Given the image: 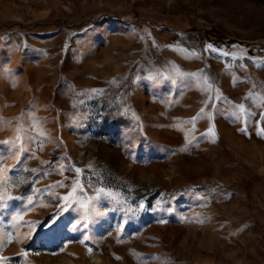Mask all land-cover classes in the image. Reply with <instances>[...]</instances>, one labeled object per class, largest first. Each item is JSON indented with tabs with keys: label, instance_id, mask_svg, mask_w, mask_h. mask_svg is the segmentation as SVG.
<instances>
[{
	"label": "rangeland",
	"instance_id": "374dc122",
	"mask_svg": "<svg viewBox=\"0 0 264 264\" xmlns=\"http://www.w3.org/2000/svg\"><path fill=\"white\" fill-rule=\"evenodd\" d=\"M176 69L202 70L222 99L205 106L208 93ZM249 92L264 95V0H0V142L26 130L19 163V145L0 143L21 198L0 207V264H264V103ZM241 103L255 113L246 132L232 115ZM72 165L83 199L103 186L144 209L102 196L84 227L79 190L60 199Z\"/></svg>",
	"mask_w": 264,
	"mask_h": 264
},
{
	"label": "snow or ice",
	"instance_id": "6c2138e0",
	"mask_svg": "<svg viewBox=\"0 0 264 264\" xmlns=\"http://www.w3.org/2000/svg\"><path fill=\"white\" fill-rule=\"evenodd\" d=\"M147 35L149 36V38H151V34L148 33L147 29L144 30ZM140 39H144V37H140ZM153 45L155 46V41L153 40ZM167 47L170 48H176L177 50L181 51V52H185L187 53L188 57H193V56H197L198 54L196 53V51L193 50H187V49H183V48H179L178 45H167ZM235 47V46H234ZM204 51L208 52L211 51L212 53H220L223 56H231L233 58V60L239 58V59H243V56L246 55V53H244L243 50H241V52L238 54L237 52H224L221 49L216 48L214 45L212 44H206L204 47ZM243 67V65H241ZM226 67H228V65L226 64ZM176 72L178 74V76L182 79L184 78H191L196 82V85L198 87H201L203 91L208 93V99L204 101L205 106H207V104L209 103V101L213 102V108L215 107V101L216 100H220L222 99V94L220 93L219 89H216V97L215 99H213L211 92L213 90V85L210 81V78L207 75H201L202 70H198L197 72H189V73H185L180 71L179 69H176ZM159 75V74H157ZM148 79H153V76L150 74L148 77ZM235 82V81H234ZM112 83H115V80L112 81ZM173 83H175V80H173ZM93 93H102L103 90H98V89H92L91 90ZM247 97H252L253 100L255 102H257L258 104L260 103H264V95H260V94H253L252 92H249L246 94V98ZM235 107V111H233L232 115L234 117H236L237 119H239L241 116L244 117L245 120V127L240 129L241 131H245L246 132V123L247 120L250 116L255 115V113H253L251 111V109H248L245 107V105L243 103L241 104H237L234 106ZM205 112V108L202 107L199 112L197 113V116L192 118L193 125L194 122L197 118L200 117L201 114H203ZM133 116H135V113H133ZM261 117H264V112L261 113ZM209 118L211 119V114L209 113ZM138 119V117H137ZM187 123V121H186ZM179 127V126H177ZM33 132H35L37 137H44L46 138V134L43 132V130H41L39 128V121L36 120L35 118H33ZM207 133H210L213 137L215 136V132H214V128L213 126H210L207 130ZM257 134L258 135H264V129H261L259 127V121H257ZM25 135H26V130L23 126V124H18L16 127V135L13 141H8L5 140L3 142V144H15V145H19L18 150L16 151V160L17 163L20 162V156L21 153L24 152V139H25ZM28 139L31 141L33 138L31 136L28 137ZM185 139H186V145L188 143H191L190 140H188L187 138V134L185 135ZM42 150V148H41ZM182 151L184 150L183 148L181 149ZM34 155V153H33ZM0 160H2V157H0ZM43 163H49L47 161L43 162ZM15 166H9L8 168H3L2 166H0V207H4V204L2 202L6 201V200H12V199H21L20 197H13L11 196V194L9 193L8 189L10 187H14L17 186V183H14L12 181V178L10 176V173L13 171ZM75 172L77 173V178L73 183L72 189L63 197H61V201L62 202H66L68 201L70 198H72L74 196V194L77 192V190H79V192L82 194L81 197H77V203L79 205V207L81 209L84 210V215L81 217V219L83 221H85L84 227H87V220L90 218L91 215L96 214V203H94L93 201H99V199L103 196V197H111L113 199H116L118 203H124L126 205V207L123 209V211H125V213H132L133 215H136V213L140 210H143L145 205H144V201L140 200L139 205L137 208H133L131 205H127V201L126 200H122L120 198V194L118 192H114L112 189L110 188H105L103 186L95 188L94 189V197H88L87 199H83V195H86L84 193V188L83 185L80 183V173L82 172V170L78 167H75L74 165L71 166ZM89 169H91V165L88 166ZM64 167L63 165L60 168V172L62 173L64 171ZM33 173H36V169H32L31 170ZM48 173L44 172L42 175L46 176ZM20 183L23 182V180L19 181ZM56 186L59 187H63V183L57 181L56 182ZM52 188L51 185L48 186L47 189L41 190V189H36L35 186H33V192L34 194L36 193H42L43 191H50ZM157 203L159 204L160 201H157ZM33 204V196H28L27 197V205H32ZM29 210H31L29 208ZM63 210V209H62ZM169 212L172 211L171 208L168 209ZM23 220V213L22 212H18L16 214H14L11 218V220L9 221V224H13V222H18V221H22ZM160 222H164V221H160ZM77 223H80V221H78ZM27 226L30 228V231L25 233V235L28 238H32L33 233L36 231V227H37V222L36 221H27L26 222ZM120 228H123V225H120ZM4 236L7 239V242H12L15 239V236L13 234L12 231H5L4 232ZM89 237L87 235L84 236V240H88ZM83 243V241H81ZM89 251L91 252V249H89ZM22 255H27L26 252H23ZM151 259H155L156 257H149ZM0 259H6L3 257H0ZM142 259H147V258H143Z\"/></svg>",
	"mask_w": 264,
	"mask_h": 264
}]
</instances>
